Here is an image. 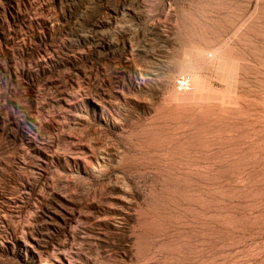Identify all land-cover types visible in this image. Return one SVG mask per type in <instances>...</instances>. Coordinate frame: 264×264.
Segmentation results:
<instances>
[{
    "label": "rangeland",
    "instance_id": "obj_1",
    "mask_svg": "<svg viewBox=\"0 0 264 264\" xmlns=\"http://www.w3.org/2000/svg\"><path fill=\"white\" fill-rule=\"evenodd\" d=\"M0 264H264V0H0Z\"/></svg>",
    "mask_w": 264,
    "mask_h": 264
},
{
    "label": "built area",
    "instance_id": "obj_2",
    "mask_svg": "<svg viewBox=\"0 0 264 264\" xmlns=\"http://www.w3.org/2000/svg\"><path fill=\"white\" fill-rule=\"evenodd\" d=\"M177 87L182 92H189L194 89V82L189 77H181L177 81Z\"/></svg>",
    "mask_w": 264,
    "mask_h": 264
},
{
    "label": "bare ground",
    "instance_id": "obj_3",
    "mask_svg": "<svg viewBox=\"0 0 264 264\" xmlns=\"http://www.w3.org/2000/svg\"><path fill=\"white\" fill-rule=\"evenodd\" d=\"M242 140V139H241ZM263 153V152H262ZM226 163V162H225ZM253 169V168H252Z\"/></svg>",
    "mask_w": 264,
    "mask_h": 264
}]
</instances>
